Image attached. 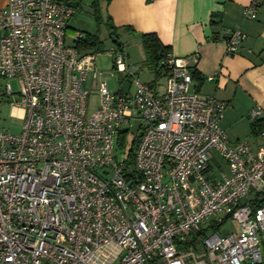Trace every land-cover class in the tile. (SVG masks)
<instances>
[{"label":"built area","instance_id":"obj_1","mask_svg":"<svg viewBox=\"0 0 264 264\" xmlns=\"http://www.w3.org/2000/svg\"><path fill=\"white\" fill-rule=\"evenodd\" d=\"M68 2L0 8V104L23 121L20 134L0 132V264H264V206L251 202L264 191V145L230 141L227 104L197 91L198 56L169 53L159 90L115 46L107 54L124 78L112 92L96 80L102 51L68 36ZM262 2L244 17L256 19ZM246 38L230 31L226 54ZM124 132L139 137L132 159L118 148ZM230 219L240 231L219 235Z\"/></svg>","mask_w":264,"mask_h":264},{"label":"crops","instance_id":"obj_2","mask_svg":"<svg viewBox=\"0 0 264 264\" xmlns=\"http://www.w3.org/2000/svg\"><path fill=\"white\" fill-rule=\"evenodd\" d=\"M71 1L92 8L97 1L99 7L105 6L108 22L118 33L140 40L143 34L155 33L176 58L197 55L195 68L204 79L200 92L227 104L222 127L230 141H247L254 148L264 145V134L252 135L249 118L252 110L259 109L262 114L257 119H264V0L254 20L243 14L253 0ZM7 2L0 0V8ZM127 27L134 30L127 32ZM235 29H241L247 38L237 54L228 56L223 40ZM214 75L215 80H207Z\"/></svg>","mask_w":264,"mask_h":264},{"label":"rangeland","instance_id":"obj_3","mask_svg":"<svg viewBox=\"0 0 264 264\" xmlns=\"http://www.w3.org/2000/svg\"><path fill=\"white\" fill-rule=\"evenodd\" d=\"M98 15L100 17L99 20L95 14L77 10L70 23V29L68 31V36L70 37H74L77 33H82L92 34L99 38L101 42L99 50L102 51V56L97 59V82H106L108 88L112 92H118L120 89V82L124 78V76L120 75L118 72L112 69V58L107 54V51L113 49L116 46V44L114 43L115 37H117L119 41L126 46L130 61L136 66H139L143 69L141 79L147 83L153 82L155 79L154 75L144 65L145 56L142 50L141 40L138 37L133 36L132 34H125L123 32L118 33L117 36H112L111 30L108 25V15L106 13L105 6L101 5L98 8ZM10 83L15 93L14 99L20 101V96L18 94L20 92V85L18 80L12 79L10 80ZM157 83L159 84L157 89L162 90L164 79L160 78ZM89 85L90 81L88 83V86ZM132 89L134 90L135 87L133 86ZM98 105L99 94L97 88H94L89 98V110L91 112L95 111L98 108ZM12 114L14 113L8 103L0 104V132L9 131L12 134L21 133L23 126V121L19 118L21 117V113L14 114L15 117H12ZM138 125L139 124H137L132 129V132L136 131ZM213 155L215 156V158H217V161L220 164H224L222 157L217 152H213ZM214 164L215 166H217V163ZM239 231V224L233 219L225 222L220 227V229L217 230V232L221 236L230 235L232 233L237 234Z\"/></svg>","mask_w":264,"mask_h":264},{"label":"trees","instance_id":"obj_4","mask_svg":"<svg viewBox=\"0 0 264 264\" xmlns=\"http://www.w3.org/2000/svg\"><path fill=\"white\" fill-rule=\"evenodd\" d=\"M96 2V5L94 7L95 15L99 20V6ZM108 25L111 30V35L117 36L118 29L110 22H108ZM124 30H126L127 32H132L134 29L127 27ZM80 34L82 35L81 39L76 41L77 47L80 50H99L101 42L97 36L92 34ZM114 43L116 44V46L124 45L119 41L117 37L114 38ZM141 45L145 56L144 65L154 75L155 79L152 84L153 86H156L158 84V80L160 78H163L164 72L168 70L166 60L168 54L171 53V47L164 45L158 35L155 33L143 34L141 36ZM192 77L194 81L198 82L197 91H200L204 79L196 69L192 71ZM251 133L254 137H259L260 135L264 134V119H256L251 123ZM131 135H134V133H122L120 141L118 142V148L123 151H128L130 159L133 158L136 145L139 141V137L135 136H133L132 140ZM251 202L255 207L264 206V191L255 194L253 196V199H251Z\"/></svg>","mask_w":264,"mask_h":264},{"label":"water","instance_id":"obj_5","mask_svg":"<svg viewBox=\"0 0 264 264\" xmlns=\"http://www.w3.org/2000/svg\"><path fill=\"white\" fill-rule=\"evenodd\" d=\"M67 5L75 8L76 10L80 9V10H82L84 12L95 14V9L94 8H92V7L88 6V5H85V4H80L78 1L68 2ZM129 89H130V84L129 83L126 82V83H124L122 85L123 93H127Z\"/></svg>","mask_w":264,"mask_h":264}]
</instances>
